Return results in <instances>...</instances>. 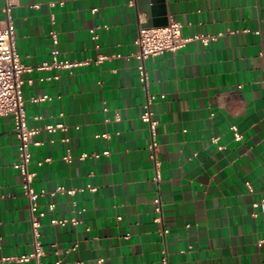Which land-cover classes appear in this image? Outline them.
Wrapping results in <instances>:
<instances>
[{"label":"crops","instance_id":"0c3cea01","mask_svg":"<svg viewBox=\"0 0 264 264\" xmlns=\"http://www.w3.org/2000/svg\"><path fill=\"white\" fill-rule=\"evenodd\" d=\"M13 19L32 69L28 123L41 129L34 188L41 210L56 205L41 219L44 264H264V209L254 207L264 199V0H17ZM155 21L214 40L146 61L145 87L135 40ZM54 49L59 61L89 64L41 70ZM148 96L158 167L141 119ZM57 124L66 130H45ZM13 126L0 117V264H35L18 260L33 252V235ZM59 187L74 195H52ZM53 217L77 224L53 226Z\"/></svg>","mask_w":264,"mask_h":264},{"label":"built area","instance_id":"2783aa9c","mask_svg":"<svg viewBox=\"0 0 264 264\" xmlns=\"http://www.w3.org/2000/svg\"><path fill=\"white\" fill-rule=\"evenodd\" d=\"M4 6L2 11L5 15V18L0 25V117H12L13 118V132L17 138V148H18V161L15 165L16 169L20 172L23 177V194L27 198L29 203V211L31 215V230L33 235V252L25 257L18 259L20 262H30L34 261L35 264H44L42 258L45 255L42 243V222L41 219L45 218L47 214H53L56 210V205L51 203L47 206V210H41L39 208L38 201L42 196V193H39L34 188L35 182V173L30 170V165L32 162V152L31 146L38 145L34 142V138L41 132V129L32 128L29 126L27 112H26V102L23 96V86L26 83L24 75L31 72V68L24 65L21 62L20 56L17 52L16 47V34H15V25L13 19V10L17 6V0H3ZM183 25L178 22H171L167 26L163 27H141L139 29L138 36L135 40V45L137 47V52L134 54V57L138 61V71L139 77L142 85L147 87L148 81V72L146 69V61L154 59L165 53H176L178 50L185 48L189 43L194 41L201 42L204 46H207L214 40L212 37H207L199 35L196 37H185L183 34ZM90 33L92 38L97 41L98 36L95 29H91ZM50 37L53 41V44L57 46L58 44V33L56 30H53L50 33ZM264 57V45L260 53ZM53 61L52 63L45 62L39 68L41 70L45 69H60V70H73L77 67L89 64V61L85 63H77L70 61H59L58 60V51L54 49L52 51ZM107 57L99 56L96 59V63H102ZM47 97L38 100H45ZM156 100L155 96H148L147 101L144 104V113L141 117L142 121L148 125L151 134L152 142L150 144V158L158 167L157 162V153L159 145L154 140L156 136V129L158 122L155 119V113L153 111V104ZM58 129L66 130L65 125H47L45 130L52 134ZM231 131L234 133L236 140H240L242 135L239 133L236 126L231 127ZM103 138H109L108 135H102ZM216 139L215 141H217ZM108 152H105L103 155H108ZM88 157L83 155L82 158ZM94 158H100L101 155L94 154ZM68 163H71L73 157L68 155L64 158ZM50 162V159L47 160ZM159 173L157 180H159ZM250 191L253 192L251 185L248 183ZM57 192L65 193L68 196H73V190H67L64 187H59L52 195H55ZM156 204V213L158 217L156 218L157 222H161V200L159 198L155 199ZM255 208L264 209V199L260 202L254 204ZM51 225L56 226H66L69 223L77 224L75 219L72 220H58L53 217L50 221ZM163 264H169L167 257L163 258ZM56 264H60L57 262Z\"/></svg>","mask_w":264,"mask_h":264},{"label":"water","instance_id":"95a60500","mask_svg":"<svg viewBox=\"0 0 264 264\" xmlns=\"http://www.w3.org/2000/svg\"><path fill=\"white\" fill-rule=\"evenodd\" d=\"M169 24L168 21H155L154 23L148 24L147 27H163V26H167Z\"/></svg>","mask_w":264,"mask_h":264}]
</instances>
